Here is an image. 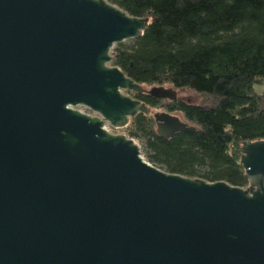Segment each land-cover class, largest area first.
<instances>
[{
  "label": "water",
  "instance_id": "obj_1",
  "mask_svg": "<svg viewBox=\"0 0 264 264\" xmlns=\"http://www.w3.org/2000/svg\"><path fill=\"white\" fill-rule=\"evenodd\" d=\"M147 24L107 0H0V264H264V140L242 144L240 188L104 128L150 112L124 92L198 103L112 64ZM177 115L153 113L159 137L195 131Z\"/></svg>",
  "mask_w": 264,
  "mask_h": 264
},
{
  "label": "trees",
  "instance_id": "obj_2",
  "mask_svg": "<svg viewBox=\"0 0 264 264\" xmlns=\"http://www.w3.org/2000/svg\"><path fill=\"white\" fill-rule=\"evenodd\" d=\"M107 1L148 20L140 37L114 47L112 64L145 89L171 86L200 98L129 94L150 112L131 118L126 136L141 139L145 159L168 173L247 188L241 146L264 140V0ZM151 109L179 114L195 131L161 138Z\"/></svg>",
  "mask_w": 264,
  "mask_h": 264
},
{
  "label": "rangeland",
  "instance_id": "obj_3",
  "mask_svg": "<svg viewBox=\"0 0 264 264\" xmlns=\"http://www.w3.org/2000/svg\"><path fill=\"white\" fill-rule=\"evenodd\" d=\"M127 42H129V40L124 41L123 43H127ZM187 90H189V89H187ZM254 90L257 93H260L263 90V87L262 86H255L254 87ZM189 91L192 92L194 95H196V97L198 99V102H199L200 101L199 96L197 94H195L192 90H189ZM124 93L127 94V95L131 94V93H128V92H124ZM77 109L80 110V111H83L84 110V108H82V107H77ZM155 112H160V110L151 109V113L152 114L155 113ZM124 130H125L124 128L123 129H118V130H112L111 133H113V134H123V135H126V132ZM131 139L139 147V151H140L141 156L143 157L144 160H146L145 157H144L143 141L141 139H137V138H131Z\"/></svg>",
  "mask_w": 264,
  "mask_h": 264
},
{
  "label": "built area",
  "instance_id": "obj_4",
  "mask_svg": "<svg viewBox=\"0 0 264 264\" xmlns=\"http://www.w3.org/2000/svg\"><path fill=\"white\" fill-rule=\"evenodd\" d=\"M82 112H84V113H86V114H88V115H91V116H95V115H96L95 113H93V112H91V111H89V110H87V109H84ZM104 128H105L109 133H111L112 130H118V129H114V128H112V127L109 126V125H105ZM112 134H113V133H112Z\"/></svg>",
  "mask_w": 264,
  "mask_h": 264
}]
</instances>
